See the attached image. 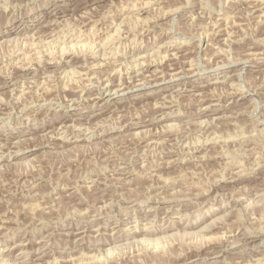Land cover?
<instances>
[{"label":"rangeland","instance_id":"1","mask_svg":"<svg viewBox=\"0 0 264 264\" xmlns=\"http://www.w3.org/2000/svg\"><path fill=\"white\" fill-rule=\"evenodd\" d=\"M0 3V264H264V0Z\"/></svg>","mask_w":264,"mask_h":264},{"label":"bare ground","instance_id":"2","mask_svg":"<svg viewBox=\"0 0 264 264\" xmlns=\"http://www.w3.org/2000/svg\"><path fill=\"white\" fill-rule=\"evenodd\" d=\"M1 4V3H0ZM14 5V4H13ZM56 6V8L55 9H58L59 7H61V5H55ZM60 10V9H59ZM58 10V11H59ZM257 11V10H256ZM59 13V12H58ZM248 13V12H247ZM140 15V14H139ZM18 17V16H17ZM203 19V18H202ZM151 21V20H150ZM210 21V20H209ZM259 23V22H258ZM150 25V24H149ZM215 25V24H214ZM259 25V24H258ZM72 26V25H71ZM68 27V26H67ZM119 28V27H118ZM117 29V28H116ZM78 32V31H77ZM74 34V33H73ZM60 35V34H59ZM111 37V36H110ZM87 39V38H86ZM90 39V38H89ZM120 39V38H119ZM108 41V40H107ZM110 41V40H109ZM112 42V41H111ZM103 43V42H102ZM85 44V43H84ZM105 44V43H104ZM109 44H110V42H109ZM174 44V43H173ZM47 47V46H46ZM79 47V46H78ZM24 48V47H23ZM32 48V47H31ZM99 48V47H98ZM36 49V48H35ZM43 49V48H42ZM92 49V48H91ZM174 49V48H173ZM87 51V50H86ZM59 52V51H58ZM103 54V53H102ZM174 55V54H173ZM105 62V61H104ZM142 63V62H141ZM159 63V62H158ZM194 64V63H193ZM219 65V64H218ZM17 70V69H16ZM168 70H169V68H168ZM172 70V69H171ZM137 73V72H136ZM148 73V72H147ZM109 74V73H108ZM117 74V73H116ZM31 75V74H30ZM153 75V74H152ZM158 75V74H157ZM117 76V75H116ZM150 76V75H149ZM161 76V75H160ZM134 77V76H133ZM155 77V76H154ZM159 77V76H158ZM44 78V77H43ZM161 78V77H160ZM165 78V77H164ZM163 78V79H164ZM171 78V77H170ZM104 79V78H103ZM143 79V78H142ZM147 78H145V80H146ZM153 79V78H152ZM157 79H159V78H157ZM70 80V79H69ZM149 80V79H148ZM34 81V80H33ZM119 81V80H118ZM162 81V79L161 80H159V82H161ZM150 82H152V81H150ZM23 83V82H22ZM66 83V82H65ZM139 83V82H138ZM143 83V82H142ZM146 83H148V82H146ZM145 83V84H146ZM153 83V82H152ZM97 84V83H96ZM137 84V83H136ZM155 84V83H154ZM29 85V84H28ZM139 85H140V83H139ZM91 86V85H90ZM103 87V86H102ZM119 87V86H118ZM141 87V86H140ZM143 87V86H142ZM68 89V88H67ZM44 92V91H43ZM119 92V90H118V88L116 87V86H112V83H108L107 85H105L103 88H102V90H101V92H99V94H97L96 93V96H99V95H102V94H105L106 96H108V94H110V93H113V94H115V93H118ZM24 93V92H23ZM120 93V92H119ZM235 94V93H234ZM23 97V96H22ZM100 97V96H99ZM94 98V97H93ZM42 100V99H41ZM92 100V102H93V108H95L96 110H98V109H100V107L101 106H98L97 104L98 103H100L101 101H103V100H101V99H99V98H94V99H91ZM39 101V100H38ZM55 102V101H54ZM156 103V102H155ZM92 105V104H91ZM158 105V104H157ZM161 105V104H160ZM67 107V106H66ZM92 107V106H91ZM161 107H163V106H161ZM23 108V107H22ZM164 108V107H163ZM211 112V111H210ZM10 113V112H9ZM242 116V115H241ZM60 128V127H59ZM245 129V128H244ZM58 130V129H57ZM259 132V131H258ZM71 134V133H70ZM59 140V139H58ZM58 145V144H57ZM245 148V147H244ZM237 164V163H236ZM263 164V163H262ZM239 173V172H238ZM237 200V199H236ZM247 202V201H246ZM107 205V204H106ZM159 210V209H158ZM107 212V211H106ZM147 212V211H146ZM139 215V214H138ZM87 220V219H86ZM147 226V225H146ZM17 228V227H16ZM148 232V231H147ZM53 233V232H52ZM80 233H82V232H80ZM79 233V234H80ZM77 235V234H76ZM84 235V234H83ZM135 235V234H134ZM144 236H150L151 235V233H148V234H143ZM242 237V236H241ZM146 238V237H145ZM149 238V237H148ZM247 239H250V236L249 237H247ZM44 243V242H43ZM42 243V244H43ZM41 244V245H42ZM39 248V247H38ZM48 254V253H47ZM21 255V254H20ZM40 258V257H39ZM260 259V258H259ZM4 261V260H3ZM7 261V260H6ZM26 263V261H24V260H22L21 258L20 259H15L13 262H12V264H25ZM263 263V262H262ZM9 264H11V263H9ZM257 264V263H256Z\"/></svg>","mask_w":264,"mask_h":264}]
</instances>
